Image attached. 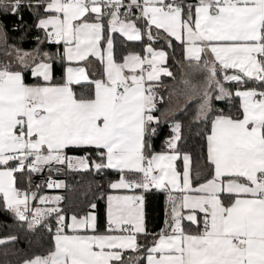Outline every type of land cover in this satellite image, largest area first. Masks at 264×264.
<instances>
[{
	"label": "snow or ice",
	"instance_id": "snow-or-ice-1",
	"mask_svg": "<svg viewBox=\"0 0 264 264\" xmlns=\"http://www.w3.org/2000/svg\"><path fill=\"white\" fill-rule=\"evenodd\" d=\"M8 15L36 34L29 49L9 43L0 21V213L51 239L22 264H264V0H0ZM174 42L183 87L166 100ZM179 96L204 126L195 167ZM109 170L117 178L96 186L103 230L95 201L66 209L64 196L41 194L68 187L53 173ZM153 190L167 201L156 233L145 213Z\"/></svg>",
	"mask_w": 264,
	"mask_h": 264
},
{
	"label": "trees",
	"instance_id": "trees-1",
	"mask_svg": "<svg viewBox=\"0 0 264 264\" xmlns=\"http://www.w3.org/2000/svg\"><path fill=\"white\" fill-rule=\"evenodd\" d=\"M25 21L30 25L35 19L34 15H30L29 12L24 13ZM0 21L8 26L9 31V43H16L23 46L26 49L33 47L34 36L36 34L35 29L26 30L24 26H16V17L8 15L6 17H0ZM175 50L169 48V67L176 73L177 79L173 81L170 78H163L166 89H162L165 99H168V91L179 81L181 74V68L178 61L181 59V49L178 42ZM160 47L161 45H156ZM142 45L138 42H128L127 50L141 51ZM124 41L119 35L116 38V51L117 56L124 52ZM0 59H3L0 56ZM234 87V86H233ZM186 104V103H185ZM184 106L176 113L177 118L183 124V141L181 142V148L183 151L190 152L193 156L194 167L202 163L200 159L202 144L204 143L202 137L198 135L203 130V125H197L193 122V113L196 108V104L192 103L191 107L185 111ZM233 105L238 106V98L231 102H217L218 107H224L226 109L231 108ZM164 107H167L165 105ZM169 126H165L159 136L154 140V150L161 151L163 141L166 138ZM47 177V173L41 176L33 177L34 183H42ZM54 179L63 180L68 185L67 188L62 191L43 189L41 194L60 193L65 197L64 207L66 209H82L86 207L88 201H95L101 213V230H103V210L105 202L97 199L99 192L96 189L97 185H103L107 190V184L109 180H115L117 175L115 172L109 170L106 174L96 175L94 173H68V174H55ZM165 194L163 192H149L146 194L145 200V213H146V226L149 232L156 233L164 227L165 211H164ZM8 235H16L17 241L8 243L7 245L0 246V264H22L24 258L36 255L45 254L51 246L50 234L44 228H38L34 232H30L27 229V225H19L14 217L9 213H0V238Z\"/></svg>",
	"mask_w": 264,
	"mask_h": 264
},
{
	"label": "crops",
	"instance_id": "crops-1",
	"mask_svg": "<svg viewBox=\"0 0 264 264\" xmlns=\"http://www.w3.org/2000/svg\"><path fill=\"white\" fill-rule=\"evenodd\" d=\"M182 71V70H181ZM179 81H178V84H177V86L179 85L180 87L181 86H183L181 83H180V81H181V74H180V76H179ZM181 102L179 103V104H182V106L186 103V98L184 97V96H179V98H178ZM238 101H239V99H238ZM180 110V109H179ZM179 110H177L176 111V113L179 111ZM171 133H170V127H169V129H168V132H167V135H166V138L170 135ZM166 138H165V140H166ZM165 140L163 141V144H162V150L161 151H164L165 150ZM158 152H160V151H158ZM178 164H181V162H178ZM50 190H56V191H62L63 189H50ZM157 192H160V191H157ZM47 195H61L60 193H50V194H47ZM164 211H166V206H167V201H166V196H165V200H164Z\"/></svg>",
	"mask_w": 264,
	"mask_h": 264
},
{
	"label": "rangeland",
	"instance_id": "rangeland-1",
	"mask_svg": "<svg viewBox=\"0 0 264 264\" xmlns=\"http://www.w3.org/2000/svg\"><path fill=\"white\" fill-rule=\"evenodd\" d=\"M178 84V83H177ZM177 84H176V86H177ZM177 87H180L179 85L177 86ZM183 86H181V88H182ZM179 97H174L173 98V104H174V106L176 107V111L177 110H179V109H181L183 106H182V104H179L181 101L178 99Z\"/></svg>",
	"mask_w": 264,
	"mask_h": 264
},
{
	"label": "built area",
	"instance_id": "built-area-1",
	"mask_svg": "<svg viewBox=\"0 0 264 264\" xmlns=\"http://www.w3.org/2000/svg\"><path fill=\"white\" fill-rule=\"evenodd\" d=\"M152 192H154V193H155V192H157V190H153Z\"/></svg>",
	"mask_w": 264,
	"mask_h": 264
}]
</instances>
